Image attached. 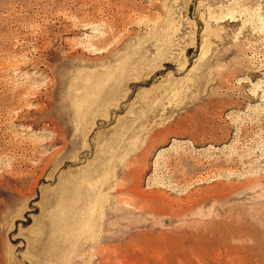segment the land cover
Wrapping results in <instances>:
<instances>
[{
    "label": "rangeland",
    "instance_id": "1",
    "mask_svg": "<svg viewBox=\"0 0 264 264\" xmlns=\"http://www.w3.org/2000/svg\"><path fill=\"white\" fill-rule=\"evenodd\" d=\"M0 264H264V0H0Z\"/></svg>",
    "mask_w": 264,
    "mask_h": 264
},
{
    "label": "bare ground",
    "instance_id": "2",
    "mask_svg": "<svg viewBox=\"0 0 264 264\" xmlns=\"http://www.w3.org/2000/svg\"><path fill=\"white\" fill-rule=\"evenodd\" d=\"M96 246V245H95ZM98 255V254H97Z\"/></svg>",
    "mask_w": 264,
    "mask_h": 264
}]
</instances>
